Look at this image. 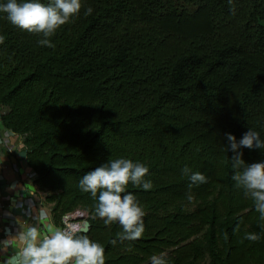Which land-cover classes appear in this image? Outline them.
<instances>
[{
    "label": "trees",
    "instance_id": "trees-1",
    "mask_svg": "<svg viewBox=\"0 0 264 264\" xmlns=\"http://www.w3.org/2000/svg\"><path fill=\"white\" fill-rule=\"evenodd\" d=\"M81 3L50 38L54 48L0 13V131L22 138L55 223L86 212L105 264H150L161 252L170 264H264V222L234 186L225 135L239 142L253 129L264 139V0ZM239 151L264 161V150ZM121 157L148 166L153 183L126 189L146 212L135 241H119L121 226L96 217L78 187ZM185 165L207 183L190 189Z\"/></svg>",
    "mask_w": 264,
    "mask_h": 264
},
{
    "label": "clouds",
    "instance_id": "clouds-1",
    "mask_svg": "<svg viewBox=\"0 0 264 264\" xmlns=\"http://www.w3.org/2000/svg\"><path fill=\"white\" fill-rule=\"evenodd\" d=\"M81 8V0H50L47 5L40 0H7L0 4V13H6L7 19L14 26L39 34L42 37L38 41L40 46L54 48L50 38L61 26L70 22L73 16L78 15ZM92 12L93 9L88 7L84 14L87 16ZM5 39L4 35H0V45L4 44ZM225 135L228 141L226 150L233 152L230 160L234 186L243 190L244 196L253 202L260 221L264 222V161L246 163L242 158L243 153L239 151L241 147L264 150V139L253 129L247 131L239 142L234 135ZM148 173L149 168L144 163L121 157L108 160L79 180V189L89 193L96 202L95 216L101 218L105 225L116 222L121 226L122 231L116 233L121 242L135 241L145 232L144 205L126 189L130 182L144 190L152 189V181L145 179ZM181 173L188 177L190 189L193 185L207 183L204 174L193 172L187 165L181 169ZM36 220L35 226H30L19 236L22 248L18 258H11L7 264H105L104 246L91 240L81 223L64 221L63 227L56 226L50 222L44 210L39 212ZM41 225L45 229L43 233L40 231ZM238 231L239 225L234 229V232ZM223 238L228 240L227 232L223 233ZM243 239L255 242L260 236L245 232ZM116 242V239L112 241L113 244ZM150 264H170L167 253L152 255Z\"/></svg>",
    "mask_w": 264,
    "mask_h": 264
},
{
    "label": "crops",
    "instance_id": "crops-1",
    "mask_svg": "<svg viewBox=\"0 0 264 264\" xmlns=\"http://www.w3.org/2000/svg\"><path fill=\"white\" fill-rule=\"evenodd\" d=\"M2 131L5 141L0 154V264H7L11 258H18L22 248L19 236L37 224L41 210L48 213L50 222L58 225L45 193L27 178L32 170L27 165L22 138ZM40 231L45 232L42 225Z\"/></svg>",
    "mask_w": 264,
    "mask_h": 264
},
{
    "label": "built area",
    "instance_id": "built-area-1",
    "mask_svg": "<svg viewBox=\"0 0 264 264\" xmlns=\"http://www.w3.org/2000/svg\"><path fill=\"white\" fill-rule=\"evenodd\" d=\"M4 139L3 137L1 136L0 137V154L2 153V147L4 146ZM7 144V143H6ZM27 178L28 179H31V180H34L35 178V173L32 171V172H29L27 174ZM88 220V214L86 212H83L81 210H76L74 212H71V213H68L66 214L63 218H62V222H61V225L59 227H63L64 226V221H67L68 223H81L82 227L85 223V221Z\"/></svg>",
    "mask_w": 264,
    "mask_h": 264
},
{
    "label": "water",
    "instance_id": "water-1",
    "mask_svg": "<svg viewBox=\"0 0 264 264\" xmlns=\"http://www.w3.org/2000/svg\"><path fill=\"white\" fill-rule=\"evenodd\" d=\"M83 228L86 229V234H88L90 232V222L87 220L85 221Z\"/></svg>",
    "mask_w": 264,
    "mask_h": 264
},
{
    "label": "rangeland",
    "instance_id": "rangeland-1",
    "mask_svg": "<svg viewBox=\"0 0 264 264\" xmlns=\"http://www.w3.org/2000/svg\"><path fill=\"white\" fill-rule=\"evenodd\" d=\"M3 135V131L1 132L0 131V137ZM195 207V205L194 204H192V203H190V204H188V208L189 209H193Z\"/></svg>",
    "mask_w": 264,
    "mask_h": 264
}]
</instances>
